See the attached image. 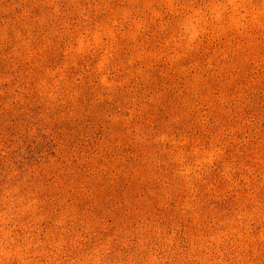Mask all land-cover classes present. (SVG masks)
I'll use <instances>...</instances> for the list:
<instances>
[{"label": "rangeland", "instance_id": "obj_1", "mask_svg": "<svg viewBox=\"0 0 264 264\" xmlns=\"http://www.w3.org/2000/svg\"><path fill=\"white\" fill-rule=\"evenodd\" d=\"M0 264H264V0H0Z\"/></svg>", "mask_w": 264, "mask_h": 264}]
</instances>
